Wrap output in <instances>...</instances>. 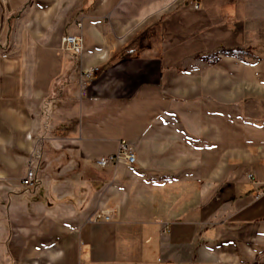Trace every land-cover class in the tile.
<instances>
[{"label":"crops","instance_id":"crops-1","mask_svg":"<svg viewBox=\"0 0 264 264\" xmlns=\"http://www.w3.org/2000/svg\"><path fill=\"white\" fill-rule=\"evenodd\" d=\"M263 230L264 0H0V264H251Z\"/></svg>","mask_w":264,"mask_h":264},{"label":"built area","instance_id":"built-area-1","mask_svg":"<svg viewBox=\"0 0 264 264\" xmlns=\"http://www.w3.org/2000/svg\"><path fill=\"white\" fill-rule=\"evenodd\" d=\"M191 4L193 9L199 8V0H184ZM75 28L78 30V33L75 34H65L61 38V50L75 60H80L83 55V43L82 36L80 34L82 24L81 21L75 23ZM95 70L88 69L82 72L80 76V85L81 88L86 86L87 81L93 76ZM135 162L133 153L130 151L128 145L125 141H120L118 146V151L114 155L106 156L99 158L96 161V164L99 167H106L110 164L123 163L126 166H131ZM251 178V176H249ZM22 185L25 188L33 186L34 183V173L32 169H28L24 178L21 181ZM107 219V218H106Z\"/></svg>","mask_w":264,"mask_h":264},{"label":"rangeland","instance_id":"rangeland-1","mask_svg":"<svg viewBox=\"0 0 264 264\" xmlns=\"http://www.w3.org/2000/svg\"><path fill=\"white\" fill-rule=\"evenodd\" d=\"M251 264H264V230L262 232V240L259 253Z\"/></svg>","mask_w":264,"mask_h":264}]
</instances>
